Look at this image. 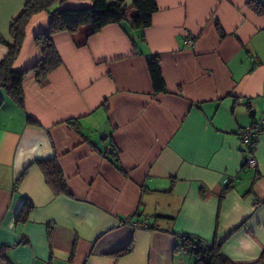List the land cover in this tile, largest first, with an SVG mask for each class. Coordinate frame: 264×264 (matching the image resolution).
<instances>
[{
  "label": "crops",
  "instance_id": "0c3cea01",
  "mask_svg": "<svg viewBox=\"0 0 264 264\" xmlns=\"http://www.w3.org/2000/svg\"><path fill=\"white\" fill-rule=\"evenodd\" d=\"M252 1L264 6L155 0L145 28L109 23L81 47L67 31L52 35L61 65L40 80L25 74L23 107L0 90V264H194L182 236L235 263L259 258L264 125L252 146L239 140L264 119V11ZM25 2L0 0V38L11 41ZM49 20L47 11L31 16L14 70L41 57L34 37ZM6 54L0 42V60ZM154 56L165 83L158 93L147 66ZM51 158L71 196L54 194L36 164ZM25 199L33 209L16 224Z\"/></svg>",
  "mask_w": 264,
  "mask_h": 264
},
{
  "label": "trees",
  "instance_id": "16d2710c",
  "mask_svg": "<svg viewBox=\"0 0 264 264\" xmlns=\"http://www.w3.org/2000/svg\"><path fill=\"white\" fill-rule=\"evenodd\" d=\"M90 1L89 6L53 8L57 0H26L22 11L12 20L9 26L11 41L8 42L0 38V42L7 47V54L0 60V90H3L19 106L23 107L24 104L22 82L27 72H34L36 78L40 80L61 65V57L52 40L54 33L67 31L71 35L74 44L81 47L87 43L91 35L109 23L128 22L133 29L145 28L151 24L152 15L157 11L155 0ZM251 3L259 12L264 11V6L259 2L252 1ZM39 11H47L50 14L48 32L39 33L34 37V42L40 49L41 57L29 68L20 71L14 70L12 65L25 38V27L31 16ZM147 66L155 92L165 91V83L158 58L156 56L152 57L147 62ZM2 103L3 96L0 92V106ZM29 122L36 123L30 118ZM36 164L54 194L71 196L55 158L36 160ZM24 173L18 179V182ZM32 209L33 204L25 199L15 214V223L23 224ZM192 242L199 243V247L196 249L191 248ZM180 247L185 252L195 256L194 264H264V250L254 262L235 263L222 255L219 246L213 244L205 246L203 240L197 237L182 236ZM129 250L130 247H126L116 252V254L122 255Z\"/></svg>",
  "mask_w": 264,
  "mask_h": 264
},
{
  "label": "built area",
  "instance_id": "2783aa9c",
  "mask_svg": "<svg viewBox=\"0 0 264 264\" xmlns=\"http://www.w3.org/2000/svg\"><path fill=\"white\" fill-rule=\"evenodd\" d=\"M184 36H185V42L190 45L193 42V37L192 35L187 32L186 30L184 31ZM264 125V119H262L260 122L255 123V124H251V125H247L244 126L243 128H241V130L239 131V140L245 144H247L248 146H252L253 143L256 141L257 137L259 136V134L262 132V126ZM109 153V148H107L106 151H104V156H108ZM246 164L249 167H255L256 165V160L254 157H249L246 161ZM255 204H258L257 202ZM125 222H128L130 224H132L133 226H135L136 228L140 227V228H145L150 226V224L148 223V220L146 219L145 221H133L132 219L130 220H126ZM122 223H124V221H122ZM21 242H25L26 238L25 237H21L20 238ZM205 246H207V243H204ZM199 247V243L197 242H192L191 243V248H198Z\"/></svg>",
  "mask_w": 264,
  "mask_h": 264
}]
</instances>
